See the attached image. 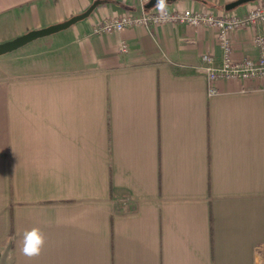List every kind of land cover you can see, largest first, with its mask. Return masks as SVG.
<instances>
[{"label": "crops", "instance_id": "crops-1", "mask_svg": "<svg viewBox=\"0 0 264 264\" xmlns=\"http://www.w3.org/2000/svg\"><path fill=\"white\" fill-rule=\"evenodd\" d=\"M96 1L0 56V264H264V80L208 93L215 28L93 32L126 12L244 15L261 0H0V43ZM258 33L230 34L236 58L258 56ZM33 227L46 244L29 259Z\"/></svg>", "mask_w": 264, "mask_h": 264}, {"label": "built area", "instance_id": "built-area-1", "mask_svg": "<svg viewBox=\"0 0 264 264\" xmlns=\"http://www.w3.org/2000/svg\"><path fill=\"white\" fill-rule=\"evenodd\" d=\"M141 1L147 3L150 0ZM166 23L217 29L218 40L223 50L220 63L217 64L215 55L211 53L203 55L204 69L207 76V90L210 95H216L219 92L217 83L222 79L238 81L264 80V34L258 33L254 37V45L259 51L257 57L245 56L236 58L230 38V34L237 30L256 28L264 24V0L253 5L244 15L235 13L216 15L192 8L168 10L163 7L157 10L145 9L139 15L126 12L119 16L103 19L94 26L93 32L101 35L123 32L135 26L148 27ZM127 49L128 45L123 43L121 50L127 51Z\"/></svg>", "mask_w": 264, "mask_h": 264}, {"label": "water", "instance_id": "water-1", "mask_svg": "<svg viewBox=\"0 0 264 264\" xmlns=\"http://www.w3.org/2000/svg\"><path fill=\"white\" fill-rule=\"evenodd\" d=\"M158 1H161V0H150L147 4V8L153 7ZM168 1H173V0H163V2H168ZM251 1H255V0H237L229 4L227 9H232L238 5H241L243 3H248ZM98 4H99V1L94 2L85 12L75 15L64 22L50 25L45 28L32 30L12 40L0 43V56L13 52L34 40H37L39 38L49 36L61 30L67 29L68 27L77 23L78 21H81L87 18L94 11V9L97 7Z\"/></svg>", "mask_w": 264, "mask_h": 264}, {"label": "clouds", "instance_id": "clouds-1", "mask_svg": "<svg viewBox=\"0 0 264 264\" xmlns=\"http://www.w3.org/2000/svg\"><path fill=\"white\" fill-rule=\"evenodd\" d=\"M163 3V0H161ZM46 244V238L41 229L33 227L23 233V245L21 252L29 259L41 255Z\"/></svg>", "mask_w": 264, "mask_h": 264}, {"label": "rangeland", "instance_id": "rangeland-1", "mask_svg": "<svg viewBox=\"0 0 264 264\" xmlns=\"http://www.w3.org/2000/svg\"><path fill=\"white\" fill-rule=\"evenodd\" d=\"M244 5H247V3L241 4V5H239V7H237V8H241V7L244 6ZM233 10H234V9H233Z\"/></svg>", "mask_w": 264, "mask_h": 264}, {"label": "trees", "instance_id": "trees-1", "mask_svg": "<svg viewBox=\"0 0 264 264\" xmlns=\"http://www.w3.org/2000/svg\"><path fill=\"white\" fill-rule=\"evenodd\" d=\"M111 196H112V197H114V196H115V195H114V193H113V191H112V193H111Z\"/></svg>", "mask_w": 264, "mask_h": 264}]
</instances>
